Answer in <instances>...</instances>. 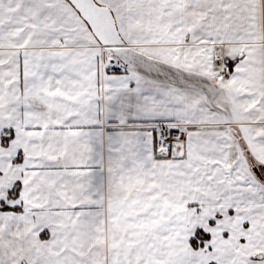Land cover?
<instances>
[{"label": "snow or ice", "instance_id": "6c2138e0", "mask_svg": "<svg viewBox=\"0 0 264 264\" xmlns=\"http://www.w3.org/2000/svg\"><path fill=\"white\" fill-rule=\"evenodd\" d=\"M0 264H264V0H0Z\"/></svg>", "mask_w": 264, "mask_h": 264}]
</instances>
